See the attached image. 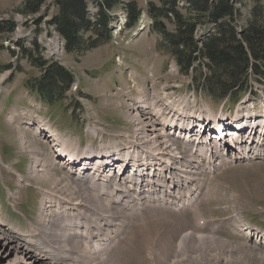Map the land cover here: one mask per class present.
Instances as JSON below:
<instances>
[{
    "label": "rangeland",
    "instance_id": "374dc122",
    "mask_svg": "<svg viewBox=\"0 0 264 264\" xmlns=\"http://www.w3.org/2000/svg\"><path fill=\"white\" fill-rule=\"evenodd\" d=\"M97 1L88 0L91 15L96 13ZM118 1L122 4H119L111 14L113 22L110 27L113 30L114 42L88 52L83 57H78L65 51L64 41L57 35L54 27L50 26L49 29L47 27L52 14L57 12L55 6L51 4L49 10L44 8L38 15L27 16L23 14L25 0H0V21L4 18L20 25L18 31L15 28V33L10 36V39H7L8 35H0V230L3 233L5 229L1 223L5 221L19 225L26 231L37 227L44 203L42 191L53 187L47 180L36 179L31 175L33 157L27 149L21 147L17 137L18 131L14 128L17 125H10L9 118H17L10 117L12 113L23 114L20 120L23 128H26L30 150L38 149L40 158L49 164L51 161L48 160H52L56 154L50 146L45 144L46 140L43 137L36 135V125L40 122L51 124V131H58L72 141L79 142L82 149L86 148L89 143H93L98 148L102 137L108 145L117 143L124 148L127 144L125 136L141 140L135 133L138 131L136 123L129 118L128 106H137L138 102L146 101L150 104L151 110L152 108L158 110V108L166 109L168 100L163 101L166 96L169 101V97L180 102L192 100L190 76L182 75L175 61L170 59L165 51L159 52L158 50L161 36L150 25L151 19L147 11L148 3H157V0ZM133 1L143 11V16L137 29L129 30L124 27L127 20L124 4ZM235 1L238 2V8L241 9L243 16L249 18L253 6L252 0ZM39 17L43 18L41 24L36 23ZM141 24H143L142 28L146 26L142 31L139 30ZM168 29L171 27L167 25ZM136 34L138 36L132 38ZM19 35L23 38L19 48L22 46L31 48L32 41L37 38L44 48L45 58L55 59L74 74L76 79L74 87L77 90L75 91L74 88L66 101L51 107L44 106L36 93L26 87V83L39 78L40 73L27 58L23 57L21 51L19 58L11 62L14 57L10 51V45L6 42L17 41L21 38ZM53 43L60 46L61 53L51 51L50 45ZM8 66L14 68L12 73H8L11 70L6 69ZM253 87L254 95L250 104L263 105L261 100L264 97V79L262 82L254 81ZM204 105L215 112L219 110L218 105L208 100L205 102L200 100L197 105L194 104L193 109L197 106L203 109ZM228 108L234 110L235 103L230 104ZM153 113L154 111H151V114ZM167 114L169 115V112ZM91 129H96L98 134L91 133ZM50 169L58 176L57 178L63 179V185L57 188V192L65 198L68 196V199L75 202L81 200L82 195L70 182L78 179L79 174L67 169L62 162L58 161L56 166ZM127 174L129 175V170ZM218 179L216 188L213 182L208 181L205 184L204 193L207 192L209 198L205 200L206 194L204 195L199 209L204 219L210 223L203 228L197 222L196 213L192 208H186L184 212H181L157 207L153 208L155 211L151 210L143 215L136 213L133 220H128L125 215H121L123 222L120 225H125V227L120 231L122 235L120 240L122 242L132 240V242L128 244V248L121 249L125 254H120L121 250L117 251L118 246L110 249L111 257L116 256L115 259L111 258V264H153L146 257L147 250L144 243L147 238L148 246L151 238H155L150 235L151 232L154 235L158 232L157 234L161 235L160 239L166 238L158 252L157 262L159 264H173L175 260L173 261L169 255L171 250L167 242H176L188 232L204 236L216 234L219 238L228 240L231 248L223 242L218 241L215 245L206 244L200 240L201 247L198 243L194 251L188 246L186 252L176 254L175 264H264V239H262L263 242L257 241L249 238L248 232L239 231L238 228H245L244 224L240 220L241 217H234L242 212L249 226L258 227L264 232V161H254L227 168L218 175ZM86 187V191L93 192L88 185ZM9 191L15 195L11 204L16 207L17 211L23 213L20 214L23 215V219L8 206ZM54 209L57 213L56 208ZM79 211L84 213L85 210L81 208ZM146 217L152 218L153 222L151 226L148 225L146 229H143ZM154 221L155 224H153ZM106 227L108 226L105 225L103 228L105 235L114 233L112 228L108 227V230ZM0 248H5L4 251L10 252L8 256L4 253L0 254V264H8L10 259L19 255L12 251L13 247L6 246L1 240ZM216 255L219 256L218 260ZM35 262L40 261L35 259ZM88 263L98 264L96 261ZM12 264H25V262L16 260Z\"/></svg>",
    "mask_w": 264,
    "mask_h": 264
},
{
    "label": "bare ground",
    "instance_id": "6f19581e",
    "mask_svg": "<svg viewBox=\"0 0 264 264\" xmlns=\"http://www.w3.org/2000/svg\"><path fill=\"white\" fill-rule=\"evenodd\" d=\"M2 19L3 21H9L4 18ZM16 26L18 31L20 28L19 23ZM19 40L20 38L15 42ZM9 44L8 42L7 45ZM11 48L19 50L18 48H14V45ZM50 48L53 53L59 54L62 52L60 46L56 43L50 45ZM169 98L170 101L167 96L163 99V101L165 99L168 100V104H165L166 109L158 108V110H153L152 108L151 110L150 104H147L146 101H140L138 104L135 103L137 106H128L129 118L133 123H136L138 131L135 133L141 140L138 141L137 139L125 136L124 139L127 141V144H125L124 148L117 143L108 145L104 137H102L98 148L93 143H89L86 148L82 149L79 142L72 141L68 136L61 135L58 131H51V124H42L40 122L36 125L37 127L35 126L37 128L36 135L40 137L44 135H51V138L55 137V140H53L54 145L50 146V149L54 151L56 156L52 160H48L51 161L49 164L40 158L38 149L30 150L28 146L29 140L25 132L26 128H23L20 120L23 114L14 112L10 115L12 118L17 117L16 119L9 118V122L11 123L10 125H17L14 128L18 131L17 137L20 140L21 147L27 149L32 154L31 175L36 179L47 180L53 187L50 190H41L44 196V203L37 227H32L31 231L23 234L20 232L21 230L12 228L14 229L12 232H17L23 236V241L0 230V233H2L0 234L2 243L8 247H13L14 250L12 251L19 253V255L10 259L8 264H12L16 260H23L25 264H89L88 262L91 263V261H96L98 264H111V258L114 256L111 257L110 249L118 246L119 249H116L119 252V250L125 247L128 248V244L132 242V240L127 242L120 240L122 236L120 231L125 227V225H120L123 222L121 221V215H125L128 220H133L135 218L133 216L136 213L143 215L154 210L153 208H157V206L167 207V203L164 200L166 196L163 194L164 192L172 195L168 197L173 200L174 203H171L175 204L176 209L184 212V209L188 206L194 209L197 222L200 223L202 221L203 216L199 209V204L207 193H204L205 184L208 181L213 182L214 188H216V183L219 181L218 175L226 171L227 167L236 166L239 163L237 160L229 163L228 158L232 160L240 159L246 155L248 150H253L247 140L249 138L254 139L256 134H254V129L249 134L248 132L234 134L232 138L238 142H242V145L235 147V150L231 148L233 144L232 138L226 139L224 144L220 145V148L227 153V157L220 154L221 149H219V145L216 142H213V144L211 142L212 156H209V152L206 151L202 144L193 146L189 151H186L180 144L182 142L190 143V139L184 138L182 132H175V126L178 124L179 127H182L183 124L188 125L192 119L196 121H209L211 118L217 120L221 116H215V118L211 113L204 118L202 115H197L196 112H191L190 101L184 103L173 100L171 97ZM247 106L245 109L240 108L237 110L235 119L238 121L234 123L235 125L230 130V135H233V129L238 128L243 119L247 120L251 118L252 122L249 125L252 127L264 126V109L258 112L255 107L248 109ZM151 111H154V113L151 114ZM168 112L169 115L166 116ZM222 120L225 121L223 118ZM90 132L98 134L96 129H91ZM262 132L263 129L258 131L260 136ZM196 133H198L196 142H200L202 138L201 133ZM245 137L248 139L245 140ZM227 143L230 148L226 150L225 146ZM45 144L48 145V142H45ZM59 160L64 162L62 165L67 169L76 171L79 174L77 176L78 179L76 178L75 180L76 182L74 180L70 181L77 189L76 191L82 195H79L81 196V200L78 202L68 199V196L65 198L59 194L60 192H57V188L63 185V179L57 178L58 176L52 173L50 167H55ZM127 161H129L128 164H126ZM119 166L121 167L120 170H118ZM131 167L135 168L136 179L127 174V171ZM146 167L160 169L162 173L159 175H163L165 182L168 181V184L158 188L153 186L152 180L158 177V174L155 173L151 178L148 177L145 172ZM149 178L150 180H148ZM20 179L22 181L21 177ZM79 180L82 181L80 182ZM87 185L89 189L93 190L92 193L86 191ZM138 194L148 197L139 199V196L136 197ZM10 196L14 197L15 195L10 193ZM232 197L235 198V196ZM208 198L209 196L206 194L205 200ZM54 208H56L57 213H55ZM81 208L85 210L84 213L79 211ZM238 216L241 217L240 220L246 227L247 222L244 220L242 212ZM151 219L150 217L145 218L143 229H146L145 227H148V225L151 226V222H153ZM153 224H155V221ZM105 225L112 228L114 233L111 232L105 235L103 229ZM239 230L242 232V229ZM157 233L156 235L152 232L150 233L155 238H151L148 246L146 243L147 238L144 240L147 250L146 257L153 264H159L157 262L158 252L166 241L164 237L160 239L161 235ZM247 234L249 238L252 237L257 241L263 242V233L261 236L258 233ZM33 236L40 238L38 240L30 239ZM26 238L29 239L27 240ZM200 240L203 243L215 245L218 241L223 242L228 248H231L228 240L219 238L216 234L204 236L188 232L182 235L177 240L178 242H167L171 250L169 251V255L173 261L175 260L173 264L177 262L176 254L186 252L188 246L191 247L192 251L195 250L198 243H200L199 247H201ZM3 249L5 248H0V254L4 253L5 256H8L10 252ZM174 252L175 254H173ZM121 253L125 254L123 250L120 251ZM216 257L218 260L219 256L216 255ZM35 259L40 262H35Z\"/></svg>",
    "mask_w": 264,
    "mask_h": 264
},
{
    "label": "trees",
    "instance_id": "16d2710c",
    "mask_svg": "<svg viewBox=\"0 0 264 264\" xmlns=\"http://www.w3.org/2000/svg\"><path fill=\"white\" fill-rule=\"evenodd\" d=\"M246 18L235 0H157L148 3L153 29L161 36L159 52L165 51L191 85L213 104L237 103L248 91L253 77L264 78V0H252ZM56 7L47 23L65 43V51L85 56L111 42L113 10L118 0H98L91 15L88 0H25L23 14L35 16ZM126 29L137 28L143 11L136 2L124 4ZM43 18L39 17L37 24ZM162 23L171 27L164 29ZM243 23V24H242ZM16 24L0 22V35L13 36ZM37 38L31 48L22 47L23 57L40 76L26 85L43 103L54 106L68 99L76 79L55 59L43 56ZM11 66L6 67L10 69Z\"/></svg>",
    "mask_w": 264,
    "mask_h": 264
},
{
    "label": "water",
    "instance_id": "95a60500",
    "mask_svg": "<svg viewBox=\"0 0 264 264\" xmlns=\"http://www.w3.org/2000/svg\"><path fill=\"white\" fill-rule=\"evenodd\" d=\"M162 27H163L164 29H167V26H165L163 23H162Z\"/></svg>",
    "mask_w": 264,
    "mask_h": 264
}]
</instances>
